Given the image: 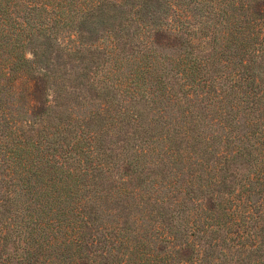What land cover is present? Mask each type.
I'll return each instance as SVG.
<instances>
[{
	"label": "trees",
	"instance_id": "16d2710c",
	"mask_svg": "<svg viewBox=\"0 0 264 264\" xmlns=\"http://www.w3.org/2000/svg\"><path fill=\"white\" fill-rule=\"evenodd\" d=\"M0 264H264V0H0Z\"/></svg>",
	"mask_w": 264,
	"mask_h": 264
},
{
	"label": "rangeland",
	"instance_id": "374dc122",
	"mask_svg": "<svg viewBox=\"0 0 264 264\" xmlns=\"http://www.w3.org/2000/svg\"><path fill=\"white\" fill-rule=\"evenodd\" d=\"M18 85H19L17 87L18 90H16V93L13 95L14 96V99H13L14 104H17L15 102L20 101L21 98H22L19 93H22L23 91L19 92V87H20V89H22L23 86H22V84L20 82H18ZM6 108H8V111H13V114H15V115H18L19 114V112H17L16 110L11 109V106H7L6 105ZM23 110H25V106H23Z\"/></svg>",
	"mask_w": 264,
	"mask_h": 264
}]
</instances>
